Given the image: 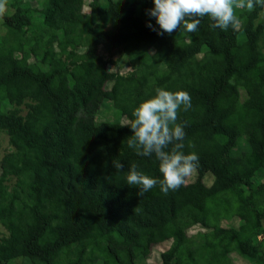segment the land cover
<instances>
[{
    "label": "trees",
    "instance_id": "16d2710c",
    "mask_svg": "<svg viewBox=\"0 0 264 264\" xmlns=\"http://www.w3.org/2000/svg\"><path fill=\"white\" fill-rule=\"evenodd\" d=\"M153 7L7 0L0 264H146L157 244L159 264H264V7L235 9V29L204 16L194 33L163 35ZM157 87L190 94L177 123L199 165L177 190L139 196L130 165L162 174L126 125Z\"/></svg>",
    "mask_w": 264,
    "mask_h": 264
},
{
    "label": "clouds",
    "instance_id": "9594fccd",
    "mask_svg": "<svg viewBox=\"0 0 264 264\" xmlns=\"http://www.w3.org/2000/svg\"><path fill=\"white\" fill-rule=\"evenodd\" d=\"M154 7L147 10L159 25L158 35L171 34L180 28L188 33L198 30L201 18L209 16L214 23L213 28L227 30L230 26L236 28L240 20L235 9L255 6L264 7V0H153ZM7 10V0H0V16ZM153 31L151 23L147 24ZM192 108L191 96L183 90L168 91L162 87L155 89V95L142 101L134 108L128 125L133 135L127 143L137 155L151 156L155 154L159 161V172L162 179L152 178L137 169L135 164L128 168L125 179L129 186L139 189L138 195L159 185L160 191L167 194L181 187L199 165V157L195 152L185 154L183 143L185 125L177 123L181 109ZM171 145V148L169 146ZM118 171H123L124 165L117 161L113 164Z\"/></svg>",
    "mask_w": 264,
    "mask_h": 264
},
{
    "label": "rangeland",
    "instance_id": "374dc122",
    "mask_svg": "<svg viewBox=\"0 0 264 264\" xmlns=\"http://www.w3.org/2000/svg\"><path fill=\"white\" fill-rule=\"evenodd\" d=\"M108 67L110 68L111 65H108ZM126 119L122 118L121 121L122 122H125ZM8 146L7 144V141H6V138L4 137V135H0V150H3L5 149L6 147ZM196 174L195 171H193L188 177H187V180L190 181V180H193L194 179V175ZM212 179V176L210 174H206V176L204 177V182L206 184H208L210 182V180ZM0 229H2V227L0 226ZM201 229H199L198 227H192V229H190L188 231L189 234L191 233H195L197 231H200ZM162 245H153L152 246V249H151V256H149L147 259H146V264H159V252L160 250L162 249ZM236 250V249H235ZM244 261H241L239 260V263L237 264H243Z\"/></svg>",
    "mask_w": 264,
    "mask_h": 264
}]
</instances>
